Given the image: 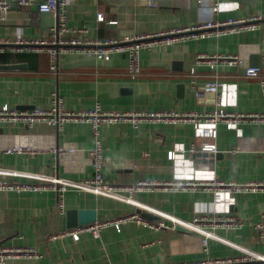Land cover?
<instances>
[{
  "label": "crops",
  "instance_id": "crops-1",
  "mask_svg": "<svg viewBox=\"0 0 264 264\" xmlns=\"http://www.w3.org/2000/svg\"><path fill=\"white\" fill-rule=\"evenodd\" d=\"M154 1L155 6L146 0H76L67 8L68 23L82 30L70 35L123 38L209 19L264 14V0H222L217 13L198 0ZM58 32L56 13H40L36 5L10 0L5 16L0 17V108H49L58 95L70 110L93 108L99 102L106 110L133 112H207L217 107L235 113L264 112L260 81L245 75V68L259 64L264 56V19L255 30L145 47L140 55L141 73L136 77L128 72L125 52L97 58L70 48L59 53L53 69L48 46L37 49L26 42L14 47L20 40L57 38ZM219 53L240 54L244 62L220 60L215 68L206 62L196 63L199 54ZM193 68L195 73H191ZM213 81L219 84L215 95L209 96L205 91ZM202 83L206 90L199 93L198 84ZM216 128L217 151L209 152L213 157H205L214 158L213 162H197L188 152L190 145L200 151L205 142L213 141L204 121L156 120L137 127L131 122L104 124L101 137L108 179L123 184L139 179L195 182L146 187L128 199L125 190L106 194L78 184L94 174L89 157L94 137L89 123L67 121L61 128L47 122L2 124L0 177L31 182L59 177L67 189L64 212L54 189H0V246L33 247L39 254L0 264H175L234 256L246 250L264 254V238L253 226L264 219V189L235 191L202 184L264 181V120L247 119L234 127L218 122ZM17 143L45 148L65 144L76 150L65 154L3 150ZM171 150L176 152L173 157ZM141 206L150 210L149 220L166 225L155 228L130 220L119 229L104 228L98 237L90 233L77 240L50 237L68 228L69 208L94 209L97 219H107L137 212ZM213 211L235 214L244 224L237 229L218 228L205 244V234L189 225L196 215Z\"/></svg>",
  "mask_w": 264,
  "mask_h": 264
},
{
  "label": "built area",
  "instance_id": "built-area-1",
  "mask_svg": "<svg viewBox=\"0 0 264 264\" xmlns=\"http://www.w3.org/2000/svg\"><path fill=\"white\" fill-rule=\"evenodd\" d=\"M76 0H18L21 5H36L40 13L54 12L58 19V36L54 39L48 37L36 38L30 41H18L15 44L23 45L29 43L37 49H42L48 46L52 58V68L57 67L59 53L68 49L84 51L97 58H109L112 52H125L128 55V72L132 77H136L141 73V50L145 47L151 48L157 44L173 43L180 40L206 38L211 35H223L230 33H240L248 30H255L261 26L264 19L262 12H257L245 16H229L227 18H216L198 22L192 25L161 30L146 34L126 35L123 38L118 37H99V38H83L78 35H70V32H77L82 28H71L68 23L67 8ZM149 5H157L154 0H146ZM201 6L209 7L213 12H219L222 7V0H198ZM10 6V0H0V17L5 16ZM100 18H103L100 13ZM3 46L0 40V47ZM59 46V47H58ZM233 61L235 63L244 62V58L240 54H199L196 63L206 62L211 68H215L218 61ZM195 73V68L191 70ZM245 75L249 78L258 79L261 83L264 93V56L257 65H248L245 68ZM217 82L207 84L209 90L216 91ZM220 98V97H218ZM264 120V112L255 114L235 113L221 108H216L207 112L187 111H119L106 110L98 102L93 108L70 110L65 107L63 99L56 95L53 98L49 108H33L18 109V108H0V126L4 123H24L27 126H33L37 123L47 122L61 128L67 121L86 122L91 125L92 134L94 137V145L89 151V157L94 167V174L84 180L78 182L83 188H87L99 193L117 194L121 190L128 192V199H132L135 192L146 187L156 188L161 186H182L195 184L193 181H165V180H149L139 179L135 182L123 184L116 183L108 179L104 171V145L101 137V129L104 124H113L118 122H131L134 126H139L142 122L169 120L173 122H183L187 120L204 121L209 124V139L199 150L204 152L217 151L214 139L217 135L218 122H225L227 126L234 127L243 120ZM3 150L7 153H37L49 150L58 154L73 153L76 148L74 146L54 144L48 148L44 146L25 144H11L5 146ZM198 148L195 144H191L188 152L195 156ZM176 152L171 150L170 156L173 157ZM59 177H53L51 181L46 182H31V181H13L5 177H0V189L2 190H44L54 189L58 192L59 206L62 212L65 211L63 194L67 189V184L62 182ZM77 183V182H76ZM211 183L221 188L234 189L235 191H252L264 189V181H250L247 183L238 182H223L215 180L213 182H202V184ZM130 220H135L140 224L150 227H162L166 223L160 221L155 223L138 212L124 214L115 218L97 219L93 222L78 224L61 230L58 233L51 234V238L58 236H71L74 239H79L81 234L90 233L96 237L100 236L102 230L108 226H114L119 229L121 225ZM244 220L235 214H219L215 211L206 214L196 215L189 227L193 230L202 231L205 234L203 241L207 244V237L214 236L218 228L237 229L242 227ZM260 238H264V219L253 223ZM38 252L33 247H2L0 246V263H5L11 258L17 257H32L38 256ZM175 264H264V254L254 253L246 250L245 252L234 256L213 258L208 257L200 261L192 263H175Z\"/></svg>",
  "mask_w": 264,
  "mask_h": 264
},
{
  "label": "water",
  "instance_id": "water-1",
  "mask_svg": "<svg viewBox=\"0 0 264 264\" xmlns=\"http://www.w3.org/2000/svg\"><path fill=\"white\" fill-rule=\"evenodd\" d=\"M255 65V64H252ZM257 65V64H256ZM198 91L199 93H203L206 89L205 84H198ZM205 93H207L209 96L215 95V91L213 90H206ZM215 154L209 153V152H201L198 151L195 155L197 162H203V161H210L213 162L214 158H209V160H206L207 156H214ZM217 155V154H216ZM197 167H200V164H198ZM212 164H210V168H212ZM137 212L140 213L141 215L147 217V218H152L150 210L146 206H141L137 209ZM67 215V226H75L78 224H85L89 222H93L97 220V213L96 210L94 209H86V208H69L66 211Z\"/></svg>",
  "mask_w": 264,
  "mask_h": 264
}]
</instances>
